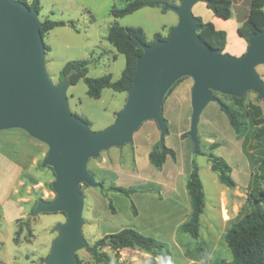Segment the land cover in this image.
<instances>
[{
  "label": "rangeland",
  "instance_id": "1",
  "mask_svg": "<svg viewBox=\"0 0 264 264\" xmlns=\"http://www.w3.org/2000/svg\"><path fill=\"white\" fill-rule=\"evenodd\" d=\"M173 1L178 4L177 0ZM124 6L125 0H40L41 23L73 22L77 29L57 27L42 38L43 65L55 88L67 84L58 80L59 72L67 62L76 60L88 62L90 78L106 74H111L113 81L120 78L125 58L106 41L113 24L141 28L147 41L157 33L168 37L169 28L177 24L174 12L160 8H142L118 19L110 15L112 8ZM254 70L264 82V64ZM193 83L192 76L181 75L171 80L168 86V90L173 87L171 93L166 95V90L162 94L160 108L165 134L154 120H146L133 132L130 143L102 150L86 160L85 168L99 186L83 181L78 184L82 195L79 234L83 245L77 246L73 253L79 264H103L94 260L90 247L125 228L162 243L175 264L230 262L232 255L225 241L227 231L243 214L255 208L264 211V181L258 178L264 160V137L256 139L251 135L253 129L264 127V99L249 90L241 96L240 106L234 99L240 97L213 91L217 101H208L199 114L195 145L190 136ZM86 92L82 81L69 85L66 90L69 109L90 123L91 132L103 131L123 109L128 95L104 89L99 99H92ZM220 104L243 115L242 135L235 134ZM17 133V129L0 131V264H48L60 234L57 227L66 222L67 211H37L40 203L56 200V174L51 165H44L48 146L42 142L40 158L38 141L18 138ZM157 144L172 149L176 155L175 161L167 157L161 169L148 160V154ZM210 155L230 166L233 188L220 183L217 174L211 171ZM34 158H40L35 167ZM193 161L205 194L197 238L179 229L191 211L185 185ZM111 186L132 188L135 192L124 195L109 190ZM17 199L21 208L15 207ZM99 251L110 257L111 264H150L151 257L141 251L115 252L108 246Z\"/></svg>",
  "mask_w": 264,
  "mask_h": 264
},
{
  "label": "water",
  "instance_id": "2",
  "mask_svg": "<svg viewBox=\"0 0 264 264\" xmlns=\"http://www.w3.org/2000/svg\"><path fill=\"white\" fill-rule=\"evenodd\" d=\"M197 1L203 2L181 0L177 7L162 6L178 15V23L166 40L151 45L134 41L143 53L136 60L126 104L108 128L91 132L69 110L66 90L70 84L55 88L46 74L38 13L22 1L0 0V129L22 128L48 146L44 165L55 171L57 198L40 203L37 211H67L66 222L57 227L60 234L48 264H77L73 251L83 245L78 184L99 186L87 172L86 160L102 150L130 143L133 132L146 120H154L165 134L161 96L171 80L181 75L194 80L190 136L195 145L198 116L208 101H217L213 91L241 97L251 90L264 99V82L254 70L264 64V30L249 36L247 50L238 58L212 50L196 34L197 19L191 7Z\"/></svg>",
  "mask_w": 264,
  "mask_h": 264
},
{
  "label": "trees",
  "instance_id": "3",
  "mask_svg": "<svg viewBox=\"0 0 264 264\" xmlns=\"http://www.w3.org/2000/svg\"><path fill=\"white\" fill-rule=\"evenodd\" d=\"M26 3L29 9L41 11L40 0H21ZM180 2L181 0H177ZM206 8L211 10L213 14L223 20L230 18L231 2L229 0H203ZM177 7L178 4L173 0H125V6L121 9L112 8L110 15L114 18H123L142 8H160L161 6ZM264 0H250L249 14L245 22L238 27L237 33L248 43L251 34L264 30ZM197 19L198 30L196 32L201 42L210 49L219 53H224L226 44V33L216 30L212 23H204L199 17ZM40 28V34L44 35L50 30L57 27L69 26L77 31L73 22L65 23L62 21H43ZM161 34H155L151 41H147L144 31L141 28L121 27L113 24L107 33L106 41L112 45L118 54L125 58V67L121 72L120 78L116 81L112 80L111 74H106L98 78L88 77V62L85 60H76L67 62L60 70L58 75L59 81H67L70 85H75L79 81L84 82L87 87V95L92 99H99L104 89H111L113 92L126 93L131 87L133 75L136 67L137 58L142 55L143 50L134 45L137 41L141 45H151L158 40H166ZM45 51H49L47 46ZM225 54V53H224ZM172 88H169L166 95L170 94ZM234 98V97H233ZM235 101L242 106V97L234 98ZM220 109L226 115L230 126L235 134L242 135L245 130V123L242 120L243 115L240 111L234 110L226 105L220 104ZM78 116V115H76ZM88 126L90 123L78 116ZM257 124V123H255ZM251 135L256 139L264 137V127L253 129ZM170 157L175 161L176 155L172 149L165 147L163 144H157L148 154V160L156 169H161L166 158ZM210 169L216 173L218 180L228 188H233L235 182L229 176L231 172L230 166L223 160L213 155L209 156ZM258 178L264 181V160L259 166ZM185 188L187 190L191 211L188 219L179 227L182 233L189 234L193 238L199 235L200 217L204 212V191L203 185L198 175L195 162L192 163V169L189 173ZM109 190L129 195L135 192L134 189H124L122 187L111 186ZM255 201H259L256 199ZM18 231L16 232V235ZM15 243L18 242L17 236L14 238ZM225 241L230 249L232 260L230 262L221 261V264H264V211L255 208L252 211L240 216L234 222L225 235ZM110 247L115 252L124 249L137 250L148 254L156 261L150 264H175L169 250L155 239L146 237L137 231L125 228L116 233L110 234L96 241L89 251L98 263L111 264V259L106 253H102L103 247ZM79 264V261L77 262Z\"/></svg>",
  "mask_w": 264,
  "mask_h": 264
},
{
  "label": "crops",
  "instance_id": "4",
  "mask_svg": "<svg viewBox=\"0 0 264 264\" xmlns=\"http://www.w3.org/2000/svg\"><path fill=\"white\" fill-rule=\"evenodd\" d=\"M229 1L231 2V7H230L231 15H230V18L227 20H223L221 18L216 17L213 14V12L207 9L205 4L201 1H197L192 5L191 12L195 17H199L202 20V22L212 23L216 30L224 31L226 33V44H225L224 53L232 57L238 58L246 52L247 47H248V43L238 35L237 29L239 26H241L245 22V20L248 17L250 0H229ZM179 4L180 2H178V5ZM160 9H162V11H171V10H163L162 6L160 7ZM177 23H178V15H177ZM171 28L172 27H170L169 29ZM68 107H69V103H68ZM10 129L19 130V133H17L18 138H21V139L22 138H25V139L33 138L36 141H38L39 144L37 145V147L39 149V154H40L39 157L41 158V150H42V146H44L42 141L32 136L24 129L18 128V127L0 129V131L10 130ZM40 158L33 159L32 161L33 167H35V165L37 164ZM21 176L23 175L21 174L20 177ZM17 201L18 199L15 201V207L21 208V205H20L21 203L19 202L17 203Z\"/></svg>",
  "mask_w": 264,
  "mask_h": 264
}]
</instances>
